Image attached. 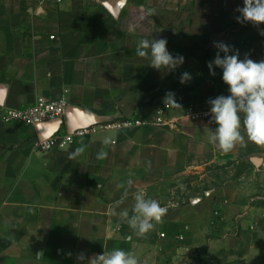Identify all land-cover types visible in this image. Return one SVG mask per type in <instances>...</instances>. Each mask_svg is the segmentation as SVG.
<instances>
[{
	"label": "crops",
	"instance_id": "crops-1",
	"mask_svg": "<svg viewBox=\"0 0 264 264\" xmlns=\"http://www.w3.org/2000/svg\"><path fill=\"white\" fill-rule=\"evenodd\" d=\"M108 1L56 6L0 0V107L19 110L66 98L69 107L108 121L152 120L171 92L180 107L167 118L178 119L176 127L98 133L41 153L34 127L0 120V264H80L79 253L90 258L113 248L133 252L139 264H264V146L246 140L225 154L208 141V129L218 125L183 119L191 101L230 95L222 69L199 91L175 87L182 65L158 71L149 66L150 57L136 55L139 40L166 33L148 23L147 12L128 13L129 0L116 17L104 6ZM231 46L241 60L245 54L264 60L258 35ZM166 47L174 57L182 55L174 33ZM196 64L189 56L188 67ZM108 136L113 143L106 146ZM78 147L84 152L70 160ZM101 149L106 159H97ZM225 166L233 176L217 194L177 204L166 192L178 173ZM129 178L132 188L117 213L132 214L138 190L168 209L145 237L111 213L124 192L118 185L127 186Z\"/></svg>",
	"mask_w": 264,
	"mask_h": 264
},
{
	"label": "clouds",
	"instance_id": "clouds-1",
	"mask_svg": "<svg viewBox=\"0 0 264 264\" xmlns=\"http://www.w3.org/2000/svg\"><path fill=\"white\" fill-rule=\"evenodd\" d=\"M236 11L240 14L235 17L238 23L250 22L256 27L264 24V0H243V7H238ZM148 15H154V10H150ZM261 34L264 35V30H261ZM166 45L167 40L164 38L151 40L142 38L137 43L136 55L141 58L150 57L149 66L158 71L173 72L184 63L185 58L179 54L174 57L167 50ZM214 47L218 51L214 60L208 62L207 66L213 76L216 74L214 66L222 69V80L228 85L230 95H219L207 101L211 108L210 113L205 115L211 116L210 123L214 122L218 125L215 131L208 129L209 143L225 154L231 152L238 144L245 145L246 140L264 146V60L253 61L247 54L241 60L239 51L224 42H214ZM221 52L224 53L223 56L220 55ZM230 52L233 54L229 55ZM191 79L190 73L184 72L181 74L180 83L185 84ZM174 97V93H167L165 104L179 106ZM4 100L5 94L0 93V105ZM112 143L111 136L103 140L106 146ZM84 150L83 147H78L74 152L69 153L68 158L74 160ZM106 158L107 152L101 149L97 153V159ZM126 185H118L124 189V192L122 198L113 205L111 213L125 221L137 237H145L154 229L155 224L162 221L168 209L162 207L157 200L147 198L145 192L138 190L133 194L132 214L130 215L127 209L117 213L116 209L124 203L129 189L132 188L131 178L127 180ZM126 239L131 242L132 236L129 235ZM41 255L43 254H39L38 257ZM77 260L80 264H139L133 252L122 248H113L90 258H86L84 253H79Z\"/></svg>",
	"mask_w": 264,
	"mask_h": 264
},
{
	"label": "rangeland",
	"instance_id": "rangeland-1",
	"mask_svg": "<svg viewBox=\"0 0 264 264\" xmlns=\"http://www.w3.org/2000/svg\"><path fill=\"white\" fill-rule=\"evenodd\" d=\"M238 7H243V0H129L128 13L154 10V15L148 16V23L154 22L162 33H166L163 38L167 44H172L174 33V41L179 40L185 58L181 69L175 73L179 78L175 87L193 92L199 91L206 82H213L219 75L220 68L214 66L216 74L213 76L207 66L218 51L214 42L242 46L255 35L264 38L261 34L264 24L256 27L250 22H237L235 17L240 15L236 11ZM189 56L197 59L196 68L188 67ZM193 70L197 71L196 75ZM184 72L190 73L192 79L181 84L180 77ZM229 168L212 167L203 173H178L168 184L166 192L171 190L177 204L201 200L209 193L217 194L220 187L233 176Z\"/></svg>",
	"mask_w": 264,
	"mask_h": 264
},
{
	"label": "built area",
	"instance_id": "built-area-1",
	"mask_svg": "<svg viewBox=\"0 0 264 264\" xmlns=\"http://www.w3.org/2000/svg\"><path fill=\"white\" fill-rule=\"evenodd\" d=\"M68 0H39L40 5L46 3L60 6ZM217 96L207 97L202 100L191 101L185 106L183 119L190 122H210L211 116L205 115L210 113L211 105L207 103L210 99ZM69 107L66 98L58 101L39 100L36 104L25 109H5L0 107V120L5 124L16 123L20 125L34 127L35 125L46 122L63 119ZM178 106L164 105L159 108L152 120L148 118H128L116 119L88 129H83L69 135L67 132L58 133L51 139L41 142L37 140L36 150L41 153H48L59 148L70 147L76 139L92 136L104 132H120L132 128H142L146 126L174 129L178 119L171 120L167 115ZM242 115V114H241ZM212 124H215L214 122Z\"/></svg>",
	"mask_w": 264,
	"mask_h": 264
},
{
	"label": "water",
	"instance_id": "water-1",
	"mask_svg": "<svg viewBox=\"0 0 264 264\" xmlns=\"http://www.w3.org/2000/svg\"><path fill=\"white\" fill-rule=\"evenodd\" d=\"M127 0H112L104 4L106 9L115 17L123 9ZM109 122L108 120L89 112L68 107L64 119L46 122L43 124L35 125L34 128L38 134L41 142L51 139L61 129L62 125L66 126V131L69 135L83 129H88L92 126H97Z\"/></svg>",
	"mask_w": 264,
	"mask_h": 264
}]
</instances>
